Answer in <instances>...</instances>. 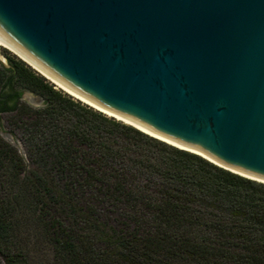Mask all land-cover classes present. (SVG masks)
I'll list each match as a JSON object with an SVG mask.
<instances>
[{
	"label": "trees",
	"instance_id": "trees-1",
	"mask_svg": "<svg viewBox=\"0 0 264 264\" xmlns=\"http://www.w3.org/2000/svg\"><path fill=\"white\" fill-rule=\"evenodd\" d=\"M6 63L0 116L13 115L26 149L0 135L7 264H31L16 235L26 214L55 264H264V183L75 100L16 56Z\"/></svg>",
	"mask_w": 264,
	"mask_h": 264
},
{
	"label": "water",
	"instance_id": "water-1",
	"mask_svg": "<svg viewBox=\"0 0 264 264\" xmlns=\"http://www.w3.org/2000/svg\"><path fill=\"white\" fill-rule=\"evenodd\" d=\"M0 43L95 106L264 183V0H0Z\"/></svg>",
	"mask_w": 264,
	"mask_h": 264
},
{
	"label": "rangeland",
	"instance_id": "rangeland-1",
	"mask_svg": "<svg viewBox=\"0 0 264 264\" xmlns=\"http://www.w3.org/2000/svg\"><path fill=\"white\" fill-rule=\"evenodd\" d=\"M6 56L9 57L16 56L18 58V56L12 53L10 50L6 49L5 47H1L0 48L1 59L6 61ZM49 82L53 84L51 81ZM55 89L67 94L56 85H55ZM27 94H29V96H26ZM74 99L77 100L76 98ZM23 100L28 104H30L31 106H33L34 108L43 107L45 103L44 98L30 92H26L24 94ZM14 121L15 119L11 114L1 115L0 135L10 145L18 149L20 154L25 156L26 149L22 142V132L20 131V129H17V127H15L13 123ZM16 229H17L16 235L18 236L17 244L23 247L25 252L29 253L31 264H55L53 259L52 247L47 241L45 234L42 232V227L39 226L37 223L34 224V219L29 214L28 215L26 214L24 220H21L19 222ZM0 264H7L6 259L1 254H0Z\"/></svg>",
	"mask_w": 264,
	"mask_h": 264
},
{
	"label": "bare ground",
	"instance_id": "bare-ground-1",
	"mask_svg": "<svg viewBox=\"0 0 264 264\" xmlns=\"http://www.w3.org/2000/svg\"><path fill=\"white\" fill-rule=\"evenodd\" d=\"M1 47H5L6 49L10 50L12 53H14L15 55H17L19 58H21L22 60L26 61L28 64H30L32 67H34L35 70H37L41 75H43V76H45L46 78H48L49 81H51L53 84H55L57 87H59V88H60L61 90H63L64 92H66V93H68L69 95L73 96L74 98L80 100L81 102H83V103L89 105L90 107H92V108H94V109H97L99 112H102L103 114H105V115H107V116H109V117H115L117 120L122 121V122H124V123H126V124H128V125L134 126V127L138 128L139 130L143 131L144 133H146V134H148V135H150V136H152V137L158 138V139H160V140H163V141H165V142H167V143H169V144H171V145H173V146H177V147H179V148H182L183 150H184V149H185V150L187 149V148H184V147H182V146H179V145H177V144H175V143H173V142H171V141H169V140H167V139H165V138H163V137H160V136H158V135H156V134H154V133H151V132H149V131H147V130H145V129H142V128H140V127H138V126H136V125H134V124H132V123H130V122H127V121H125V120H123V119H121V118H119V117H117V116H115V115H113V114H111V113H109V112H107V111H105V110H103V109H101V108L95 106L94 104L88 102L87 100L83 99L82 97H80V96L76 95L75 93L69 91L67 88H65L64 86H62V85L59 84L58 82H56L54 79H52L51 77H49L47 74H45L43 71H41L40 69H38L36 66H34L32 63H30V62L27 61L26 59H24L21 55H19L17 52H15L13 49H11L10 47H8V46L5 45L4 43H0V48H1ZM187 150H191V149H187ZM191 151H192V152H197V153H199L198 151H194V150H191ZM228 169H229V170H232L233 172H236V173H238V174H242V175H244V176L252 177V176H250V175H248V174H245V173H243V172H240V171H238V170H236V169H232V168H228Z\"/></svg>",
	"mask_w": 264,
	"mask_h": 264
}]
</instances>
